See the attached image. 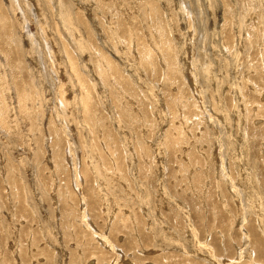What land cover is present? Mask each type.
<instances>
[{
  "label": "rangeland",
  "instance_id": "1",
  "mask_svg": "<svg viewBox=\"0 0 264 264\" xmlns=\"http://www.w3.org/2000/svg\"><path fill=\"white\" fill-rule=\"evenodd\" d=\"M0 264H264V0H0Z\"/></svg>",
  "mask_w": 264,
  "mask_h": 264
}]
</instances>
